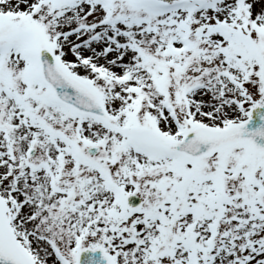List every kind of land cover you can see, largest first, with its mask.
Here are the masks:
<instances>
[{"label": "snow or ice", "instance_id": "snow-or-ice-1", "mask_svg": "<svg viewBox=\"0 0 264 264\" xmlns=\"http://www.w3.org/2000/svg\"><path fill=\"white\" fill-rule=\"evenodd\" d=\"M0 264H264V0H0Z\"/></svg>", "mask_w": 264, "mask_h": 264}]
</instances>
